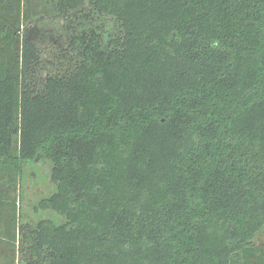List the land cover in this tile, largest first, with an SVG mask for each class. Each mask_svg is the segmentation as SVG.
<instances>
[{
    "label": "trees",
    "instance_id": "1",
    "mask_svg": "<svg viewBox=\"0 0 264 264\" xmlns=\"http://www.w3.org/2000/svg\"><path fill=\"white\" fill-rule=\"evenodd\" d=\"M21 2L0 0V177L49 160L62 220L19 225L17 264H264V0H56L44 77Z\"/></svg>",
    "mask_w": 264,
    "mask_h": 264
},
{
    "label": "rangeland",
    "instance_id": "2",
    "mask_svg": "<svg viewBox=\"0 0 264 264\" xmlns=\"http://www.w3.org/2000/svg\"><path fill=\"white\" fill-rule=\"evenodd\" d=\"M21 5L17 50L23 39L32 42L39 51L40 66L35 70L44 77L57 67L56 59L61 56V50L69 49L68 30L63 26L72 24V19L59 12L56 0H22ZM49 169L50 161L42 159L23 163L20 175L14 176L12 182L3 175L0 177V264H17L20 250L25 249L24 244L19 246L17 243L19 225L29 229L44 218L55 223L62 220L55 212L38 206L42 198L56 189L50 180ZM8 234L10 240L14 238L13 247L5 244ZM254 242L264 251V230L257 234ZM6 256L9 258L5 259Z\"/></svg>",
    "mask_w": 264,
    "mask_h": 264
}]
</instances>
